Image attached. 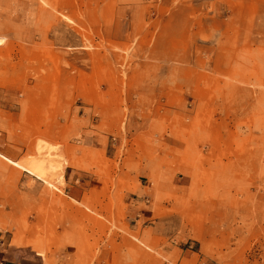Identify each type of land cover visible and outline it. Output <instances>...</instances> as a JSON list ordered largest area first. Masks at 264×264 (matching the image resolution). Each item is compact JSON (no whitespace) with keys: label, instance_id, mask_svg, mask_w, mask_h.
<instances>
[{"label":"rangeland","instance_id":"rangeland-1","mask_svg":"<svg viewBox=\"0 0 264 264\" xmlns=\"http://www.w3.org/2000/svg\"><path fill=\"white\" fill-rule=\"evenodd\" d=\"M0 153L45 264H264V0H0Z\"/></svg>","mask_w":264,"mask_h":264},{"label":"crops","instance_id":"crops-1","mask_svg":"<svg viewBox=\"0 0 264 264\" xmlns=\"http://www.w3.org/2000/svg\"><path fill=\"white\" fill-rule=\"evenodd\" d=\"M0 264H45L43 256L32 249L10 246L0 240Z\"/></svg>","mask_w":264,"mask_h":264},{"label":"bare ground","instance_id":"bare-ground-1","mask_svg":"<svg viewBox=\"0 0 264 264\" xmlns=\"http://www.w3.org/2000/svg\"><path fill=\"white\" fill-rule=\"evenodd\" d=\"M0 158L5 161L6 163L16 167V168H22V169H26L27 172L31 175V176H34L35 178L39 179V180H42L43 182L46 181L47 182V176L48 175H52V174H55L57 171H59V164L57 165L53 163V161H49L46 163V162H38V163H32L31 167L30 168H26L24 167L22 164H20L19 162H16V161H13L12 159H10L9 157L3 155L0 153ZM48 158V157H47ZM30 163V162H29ZM28 165V164H27ZM19 169V170H20ZM22 171V170H21ZM60 183H63L62 182V178L59 179ZM45 183V182H44ZM51 186L50 187H53L52 184H50ZM56 191L59 189L56 188V187H53ZM52 188V189H53ZM63 195V194H62Z\"/></svg>","mask_w":264,"mask_h":264}]
</instances>
